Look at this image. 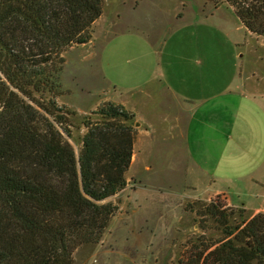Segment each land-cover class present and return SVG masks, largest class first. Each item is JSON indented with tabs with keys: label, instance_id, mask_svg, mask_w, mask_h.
Instances as JSON below:
<instances>
[{
	"label": "rangeland",
	"instance_id": "obj_1",
	"mask_svg": "<svg viewBox=\"0 0 264 264\" xmlns=\"http://www.w3.org/2000/svg\"><path fill=\"white\" fill-rule=\"evenodd\" d=\"M62 55L64 93L56 101L75 113L69 116V141L76 152L87 130L84 121L98 119L102 104L119 103L113 99H137L142 114L160 120L163 113L150 106L161 107L160 99L164 105L165 91H157L151 82L142 83L148 96L133 93L134 84L160 72V66L179 74L185 70L186 90L194 85L198 89L200 85L192 83L205 78L214 93L237 86L241 70L250 77L247 88L255 83L264 94V37L248 32L225 2L214 6L206 0H103L90 40ZM252 97L264 112V97ZM186 117L188 112L182 124ZM163 124L154 133L141 131L137 160L126 171L128 184L108 199L117 210L97 243L74 251V264H197L198 252L207 245L204 253L209 251L225 230V225L202 215L200 207L213 201L235 209L230 225L264 208V149L253 147L255 158L243 152L249 136L217 144V152L207 153L214 154L212 161L199 156L194 165L185 162L181 144L179 151L171 150L179 133L169 132L170 121ZM163 139L167 150H156L165 146L159 144ZM241 206L243 212L238 211Z\"/></svg>",
	"mask_w": 264,
	"mask_h": 264
},
{
	"label": "trees",
	"instance_id": "obj_2",
	"mask_svg": "<svg viewBox=\"0 0 264 264\" xmlns=\"http://www.w3.org/2000/svg\"><path fill=\"white\" fill-rule=\"evenodd\" d=\"M206 1L225 2L264 37V0ZM102 10L103 0H0V264H74L78 247L101 239L118 208L108 199L128 184L135 114L102 104L76 152L75 113L56 101L62 53L90 40ZM199 212L225 230L197 264H264L263 212L235 225V209L221 203Z\"/></svg>",
	"mask_w": 264,
	"mask_h": 264
},
{
	"label": "crops",
	"instance_id": "obj_3",
	"mask_svg": "<svg viewBox=\"0 0 264 264\" xmlns=\"http://www.w3.org/2000/svg\"><path fill=\"white\" fill-rule=\"evenodd\" d=\"M238 74L239 82L237 86L232 89L229 85L223 91L214 93L211 88L209 90V82L205 78L202 82L196 81V83H192V85L198 83L200 85L197 87L198 89L194 85V89L186 90L184 85L188 82V79L185 70H183L182 74H179L169 67L167 71L166 68L163 71V68L160 66V72L154 74L149 73V76L143 82L135 83L134 85L137 90L133 92L134 94H149L148 89L146 90L142 86V83L146 85L151 82H154L157 86V91H161V89L165 91L167 94V102L162 105L163 101L161 99V101L159 100L161 97L156 96L155 100H159L157 105L161 104V107L150 106L154 112L163 113L159 115L160 120L158 121L156 118H152V116L146 117L140 112V108L136 103L137 99L136 101L132 100V97L127 100L113 99L136 114L134 124L137 127V133L133 143L130 166L137 160L136 148L139 146L141 131L152 133L160 128L161 125H164L163 120L170 121L168 126L169 132H175V135L179 133L178 139L173 141L171 150L179 151L182 146L183 152L186 154L185 162L187 163L197 164L196 162L199 156H201L200 158H209L212 161L214 154L208 155L207 153L217 152V144L222 143L223 146L225 141L227 143L230 139H238L241 137L247 139V136L250 139L248 138V141L246 140L247 142L243 143L244 149L242 151L255 158L257 154L253 152V147L256 149L262 147L264 149V112L251 100L253 98L252 96L262 95L264 97V94H260L262 92L255 86V83L247 88V80L250 77L245 72L240 70ZM199 88H201L200 92ZM153 97L151 96V98ZM187 112L188 117L185 120L183 118L182 124V117ZM170 118L171 120H169ZM244 133L247 135L243 136ZM252 136H255L257 141L253 142L251 140ZM256 142L258 144H251ZM161 143L165 145L166 140H161L159 144L161 145ZM167 148L166 145L161 148L158 146L156 150L163 151L167 150ZM225 148L224 144V147L221 148L222 153ZM241 207L245 208L243 206ZM258 212H264V208H255L252 213Z\"/></svg>",
	"mask_w": 264,
	"mask_h": 264
}]
</instances>
